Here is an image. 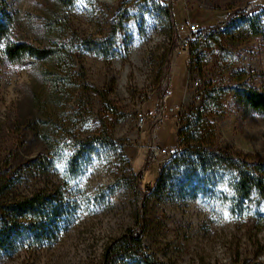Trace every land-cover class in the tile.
Segmentation results:
<instances>
[{
  "label": "rangeland",
  "instance_id": "1",
  "mask_svg": "<svg viewBox=\"0 0 264 264\" xmlns=\"http://www.w3.org/2000/svg\"><path fill=\"white\" fill-rule=\"evenodd\" d=\"M0 5L12 16L6 40L54 48L20 64L0 48V164L9 161L11 195H45L43 230L1 250L0 264H101L126 228L154 264L264 261V197L253 187L237 197L226 172L193 187L173 176L143 195L130 181L138 172L154 183L180 121L201 106L213 148L264 161V112L230 93L264 90V0Z\"/></svg>",
  "mask_w": 264,
  "mask_h": 264
},
{
  "label": "trees",
  "instance_id": "2",
  "mask_svg": "<svg viewBox=\"0 0 264 264\" xmlns=\"http://www.w3.org/2000/svg\"><path fill=\"white\" fill-rule=\"evenodd\" d=\"M165 16L171 24L169 2L163 6ZM12 16L0 5V48L4 57L13 63H23L29 57L44 58L54 56V48L50 44L33 46L22 40H6L10 32ZM165 62H162V67ZM231 96L253 111L264 112V90H258L250 84L242 83L231 87ZM203 106L190 111L175 133L176 148L159 168L154 183L147 185L141 182V175L133 172L130 181L143 194L160 190L165 182L171 183L173 176L185 179L186 186L193 187L200 178L209 174L226 172L231 178L232 191L237 197H246L253 187L264 197V161H255L245 156L221 151L211 146V129L203 112ZM8 160L0 164V251L16 247V240L27 232L39 234L41 205L45 195L35 190L28 195H11L10 189L15 182L8 170ZM196 179L195 182L192 181ZM194 182V183H193ZM59 203L50 205L52 210ZM60 208V207H59ZM141 233L137 229L126 228L111 241L102 252L101 264H154V260L141 251ZM118 259L114 262V259ZM234 264H264V261H242Z\"/></svg>",
  "mask_w": 264,
  "mask_h": 264
},
{
  "label": "built area",
  "instance_id": "3",
  "mask_svg": "<svg viewBox=\"0 0 264 264\" xmlns=\"http://www.w3.org/2000/svg\"><path fill=\"white\" fill-rule=\"evenodd\" d=\"M138 121H140L141 120V115H140V113H137V118H136ZM169 151H172V149H169Z\"/></svg>",
  "mask_w": 264,
  "mask_h": 264
}]
</instances>
